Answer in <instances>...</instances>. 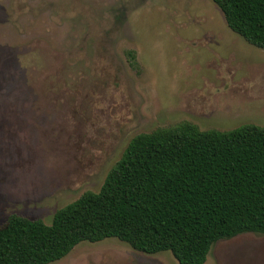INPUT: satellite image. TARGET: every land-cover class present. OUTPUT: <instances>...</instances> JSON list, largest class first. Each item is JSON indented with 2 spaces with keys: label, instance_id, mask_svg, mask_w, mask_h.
Masks as SVG:
<instances>
[{
  "label": "rangeland",
  "instance_id": "rangeland-1",
  "mask_svg": "<svg viewBox=\"0 0 264 264\" xmlns=\"http://www.w3.org/2000/svg\"><path fill=\"white\" fill-rule=\"evenodd\" d=\"M183 122L264 126V49L212 0H0V224L51 223L132 137ZM49 264L179 263L110 237ZM204 264H264V235L218 240Z\"/></svg>",
  "mask_w": 264,
  "mask_h": 264
},
{
  "label": "trees",
  "instance_id": "trees-1",
  "mask_svg": "<svg viewBox=\"0 0 264 264\" xmlns=\"http://www.w3.org/2000/svg\"><path fill=\"white\" fill-rule=\"evenodd\" d=\"M227 26L264 49V0H212ZM264 235V126L196 125L131 138L96 192L56 210L51 223L11 214L0 224V264H49L79 242L117 238L179 264H204L212 245Z\"/></svg>",
  "mask_w": 264,
  "mask_h": 264
}]
</instances>
